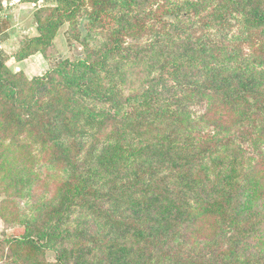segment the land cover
<instances>
[{
	"label": "rangeland",
	"instance_id": "374dc122",
	"mask_svg": "<svg viewBox=\"0 0 264 264\" xmlns=\"http://www.w3.org/2000/svg\"><path fill=\"white\" fill-rule=\"evenodd\" d=\"M35 2L0 0V264H226L232 254L235 264H264V248L247 245L264 237V198L254 202L261 208L242 211L254 198L248 182L230 195L232 223L255 220L243 231L227 217L202 232L186 219L168 241L166 229L153 240L132 221L143 216L134 203L141 197L194 205L195 169L238 158L241 179L238 172L264 156V24L254 20L264 0ZM56 8L68 16L46 33L49 43L29 45ZM115 42L120 52L101 58ZM35 49L44 55H25ZM66 61L93 83L68 87L56 72L29 83ZM237 87L255 89L258 98L235 112L216 105L205 116L217 94ZM244 127L243 136L234 134ZM204 133H228L233 142L203 157ZM241 143L249 145L243 153ZM142 184L161 186V195ZM83 188L85 196L72 194ZM45 227L63 237L45 248L15 238Z\"/></svg>",
	"mask_w": 264,
	"mask_h": 264
},
{
	"label": "trees",
	"instance_id": "16d2710c",
	"mask_svg": "<svg viewBox=\"0 0 264 264\" xmlns=\"http://www.w3.org/2000/svg\"><path fill=\"white\" fill-rule=\"evenodd\" d=\"M33 1L34 3H36L35 1H39V0H33ZM55 1L57 3H59L60 1V2H71L77 4L81 0H55ZM75 7L76 5L71 7V9L67 11V14L71 15ZM55 12H56L55 14H52V16L49 17L45 25H38V31L40 34L36 37L29 39L28 41L29 45L31 44L30 42H35L43 45L49 43V39H51V36L49 35L46 36V33L48 31H52L56 29V27L61 23V19L64 16H68V15H63V11L59 8H56ZM254 20L264 24V13L257 14L254 17ZM119 46L120 45L117 42L113 43L109 47L107 46L104 49L101 58H106L108 56L111 57L119 53L120 52ZM36 52H40L42 55H44V50H39V49H35L34 52L26 53L25 55L30 56ZM77 63L81 64L84 67L89 68L90 70L95 68V65L93 63H88L83 59H77ZM75 64L76 63L73 61H66L65 64L63 65L62 63L57 64L55 69L49 70L48 72H46L41 76L32 78L29 81V83L32 84V83L40 82L41 80L46 78V76H49L51 72L53 73L56 72V74H61L62 78H64V81L68 87H75L81 90L87 88L86 85H89V83H93V81L84 80L83 77L74 73L72 69ZM13 75L15 76V74L9 73V76L12 77ZM0 86H1V81H0ZM13 90H12V93L14 94L13 98H15V92ZM98 95L99 93L97 91H94L93 96L97 98H102V97H98ZM217 95L220 96L219 100L215 101L212 107L206 109L205 116L206 115L211 116V112L213 111L216 105H218L219 109L225 110L227 108H230L233 112H235L234 110H236L237 108L240 107L247 108L249 106L248 98L250 96L258 98V94L255 91V89L253 88L243 89L240 87L234 88V90H232L231 93L226 94L224 96H221V94H217ZM260 107L264 112V101L260 103ZM260 118L264 119V117H260ZM247 131H248L247 127H244L238 129V132H234V134L238 136H243V133ZM201 137L203 143H205V145L208 148L207 151H205V153H203L202 156L208 158L212 157V154L214 152L213 147L216 146L217 144L223 146H229L233 142V139H231V136L228 133L225 135H215L214 133L213 135H211L204 133L203 135H201ZM259 138H261V136H259ZM247 139L249 140L250 136H248ZM242 146L243 145L241 143V146L237 147L239 148V150H241V153H243L242 148L244 147ZM244 148H249V145L245 146ZM216 149L220 150L223 148L217 146ZM262 150H264V144ZM221 152L223 153V151ZM260 153L258 154L257 157L254 158L253 164L250 166V169L248 171L244 169L243 171L238 172L239 176H241V179L237 178V170H240V166L242 164L241 159L240 161H238L239 160L238 158H236L235 160H228L226 166L215 165L213 167H202L201 169H195L194 175H192V177H194V181L193 178L190 179L192 182L198 183V189H191L188 194V197L194 199V205L192 206H188L184 208L182 203H180L179 201H173L171 198H169L167 201H165V203H162L159 206L157 205L159 201H157L156 203L153 200L145 199L141 197L138 201H135L134 203L137 206H139L143 216L140 217L138 220L134 219L132 221L135 223L138 222L141 223V229L144 232L148 233L149 238L153 240H156V236L154 235V233L166 229L167 241L170 238L168 236L171 233H173L176 228H179L181 226V223L186 219H190L191 221L190 224H192L195 227V229L201 232L204 230L214 231L216 229V224L214 223V220L215 222L221 219L223 221V219L226 217H227V222H229L230 227L232 229H234L236 226L237 230H242L240 228L242 227L243 224L245 229L250 227L255 221L253 217H250V215L246 217V219H244L243 221H241L242 219H240L239 224L237 222L232 223L231 206L233 203L232 201L233 198H231L230 195H232V197L235 196L238 189H241L246 182L253 185L252 188L255 187L253 190L250 191L252 192V195H254V198L250 196L248 198V202H249L248 205H245V208L242 210V211L245 210L246 212H249L251 210V206H250L251 204H254L255 201L258 200L260 201V199L264 198V156L261 155ZM215 155H221V154L216 153ZM196 157H198V155L193 156V159H195ZM237 162H240L239 163L240 165H238ZM159 165L160 163H157V165H155L156 166L155 168H158L157 166ZM168 168L170 170L176 169L181 172L182 171L187 172L188 170V167L186 165H181V166L169 165ZM210 173H213V175L217 177V180L216 178L212 180H208L205 184L200 182L199 179L201 180L205 178L208 179V175ZM235 179L236 180L239 179V180L235 182ZM142 187L143 190L150 189L153 192V194L155 193L157 195H161L162 193L161 186L158 185L153 186L148 184L145 185L142 184ZM72 194H79L81 196H85V189L84 188L78 190L75 189V191ZM253 207L257 209V208H261L262 205L254 204ZM173 212L176 213L178 216L179 215L181 216L182 214L183 217L172 218ZM195 212H198L199 215L193 217V214ZM197 220L198 222L196 223ZM58 223L56 224L58 225ZM50 228L51 227H45L41 231H38L36 235L27 236L23 234L15 238L17 239V242L26 244L27 246L45 248L48 247L52 242H55L63 237V232L61 231V229H59L58 227H56L55 229H50ZM247 245L250 247L249 249H252V251L257 250V248L262 249L264 248V237H262L260 240L255 242L250 243L248 241ZM210 248L213 250H217V243L211 245ZM174 254L177 253L174 252ZM254 254L256 255L257 253ZM234 255L235 254H232L230 257L232 261H233L232 257H234ZM231 260L226 261V264H235V262L234 261L232 262ZM259 262L263 263L264 258L260 259Z\"/></svg>",
	"mask_w": 264,
	"mask_h": 264
},
{
	"label": "crops",
	"instance_id": "0c3cea01",
	"mask_svg": "<svg viewBox=\"0 0 264 264\" xmlns=\"http://www.w3.org/2000/svg\"><path fill=\"white\" fill-rule=\"evenodd\" d=\"M32 56H34V55H30V57H32Z\"/></svg>",
	"mask_w": 264,
	"mask_h": 264
}]
</instances>
